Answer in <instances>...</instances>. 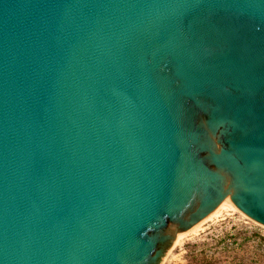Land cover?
I'll list each match as a JSON object with an SVG mask.
<instances>
[{
  "label": "water",
  "instance_id": "1",
  "mask_svg": "<svg viewBox=\"0 0 264 264\" xmlns=\"http://www.w3.org/2000/svg\"><path fill=\"white\" fill-rule=\"evenodd\" d=\"M224 200L264 226V0H0V264H157Z\"/></svg>",
  "mask_w": 264,
  "mask_h": 264
},
{
  "label": "rangeland",
  "instance_id": "2",
  "mask_svg": "<svg viewBox=\"0 0 264 264\" xmlns=\"http://www.w3.org/2000/svg\"><path fill=\"white\" fill-rule=\"evenodd\" d=\"M157 264H264V226L237 207L225 209L165 249Z\"/></svg>",
  "mask_w": 264,
  "mask_h": 264
},
{
  "label": "bare ground",
  "instance_id": "3",
  "mask_svg": "<svg viewBox=\"0 0 264 264\" xmlns=\"http://www.w3.org/2000/svg\"><path fill=\"white\" fill-rule=\"evenodd\" d=\"M228 208H231V209H236V207L234 206V204L232 202H229V201H226L224 200L218 207L215 211H213L210 215H208L205 219H203L200 223H198L197 225H195L190 231L188 232H182L180 233L176 240L174 241L173 245L171 248L175 247V245L182 239L184 238L186 235H188V233L190 232H194V231H197L198 229H200V227L202 226V224L207 221L208 219H212L213 216H216L218 214H220L223 210L225 209H228Z\"/></svg>",
  "mask_w": 264,
  "mask_h": 264
}]
</instances>
